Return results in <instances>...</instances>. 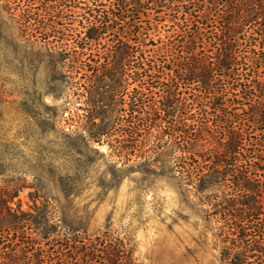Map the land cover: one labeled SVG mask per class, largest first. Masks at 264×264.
Wrapping results in <instances>:
<instances>
[{"label": "rangeland", "instance_id": "1", "mask_svg": "<svg viewBox=\"0 0 264 264\" xmlns=\"http://www.w3.org/2000/svg\"><path fill=\"white\" fill-rule=\"evenodd\" d=\"M203 5L191 12L199 20L193 22V30L176 20L171 9L158 8L136 15L134 26L104 33L92 45L82 40L83 26L92 19L88 14H76L74 27L53 43L56 47L36 41V34L25 38L10 23L0 25V187L17 191L12 200L16 214L42 220L45 210L50 217L44 222L53 236L42 243L54 261L42 264H72L65 233L96 244L124 240L138 264H231L232 256L246 246L264 245L259 236L250 240L244 236L248 226L259 228L264 204L262 214L248 221L247 206L239 203L258 193L236 189L232 182L237 173L229 164L218 173L217 184L206 189L201 185L210 178L192 171L196 161L200 165L208 161L185 152L200 144L187 143L180 131L197 110L196 99L204 100L202 87L175 79L173 97L164 91L171 77L185 75L184 57L192 47L188 37L194 31L200 37L196 51L216 49L218 8L208 15L213 23L208 21L209 28H203L207 21ZM177 8L181 15L191 5L185 2ZM254 29L259 41L264 40L262 28ZM119 38L140 42L147 55L172 69L169 76L148 80L145 85L150 89L143 93L134 91L139 84L133 77H121V82L117 71L113 77L102 76L99 66L111 65L108 57ZM237 47L238 53L247 51L264 83V42L250 46L244 40ZM219 79L217 72L212 82L217 91ZM119 83L126 85L123 94L118 92ZM170 100L172 106L163 110ZM105 123L110 132L99 135ZM255 135L262 136L254 131L252 140H257ZM250 152L260 157L261 165L264 149ZM256 178L251 180L258 182ZM32 227L26 222L21 229L36 232ZM56 228L62 234L55 238ZM251 256L246 262L264 264V254ZM0 264L41 262L21 253L17 262Z\"/></svg>", "mask_w": 264, "mask_h": 264}, {"label": "trees", "instance_id": "2", "mask_svg": "<svg viewBox=\"0 0 264 264\" xmlns=\"http://www.w3.org/2000/svg\"><path fill=\"white\" fill-rule=\"evenodd\" d=\"M185 2L191 5L190 11L180 15L181 11L177 7H181ZM200 3L204 4L205 11L202 14L207 20L203 28H209L208 21L213 23V18H209L208 15L213 8H218L220 25H217V29L220 31V37L216 49L214 52L211 49H206L205 52L196 51L200 37L198 31H194L192 36L188 37L192 47L184 57L187 60L186 73L184 76L181 74L176 78L171 77L164 91L168 97H173L177 85L175 79L184 80L189 84L196 83L202 87L204 100L196 99L197 110L189 123H184L187 120L183 121L180 131L187 143L194 146L200 144V147L187 149L185 152L198 156L205 162L208 161L205 165H200L198 161L192 164V171L203 172L205 177L210 178L209 183L204 180L202 189L216 185L218 173L229 164L231 170L237 173L232 182L233 186L239 191L258 193V196L246 197L239 202L247 206V219L251 221L252 218L262 214L261 208L264 204V157L261 158L262 163L259 165L260 161L257 158L260 157L255 154L250 155L253 149L258 151L264 149L262 137L264 136V83L258 80L256 66L253 65L254 61H251L247 51L241 50L238 53L235 49H238L237 46L244 40L250 46L264 42V40L259 41L254 35L255 27L264 31V0H0V25L10 23L9 26L17 28L25 38H28L29 34H36V41L40 39L50 46L59 41V37L63 39L67 32L72 30L76 22V14H88L92 19L88 25L83 26L82 40L92 45L99 42L104 33H120L121 27L134 26V23H137L136 15L158 8L171 9L176 20L188 23L187 26L190 24L192 26L190 30H193L194 23H198L199 20L191 12L198 11ZM241 34L246 38H241ZM121 38L116 41L115 52L108 57V63L111 65L99 66L102 76L113 77L117 71L121 82L124 80L121 77H133L139 84L134 88L138 93L150 89L145 85L148 80L169 76L172 69L166 70L163 65L147 55L140 42L130 43L131 38L125 40ZM52 46L56 47V44ZM52 46L51 48H54ZM242 57L248 61L241 62L239 58ZM217 72L221 82L220 91L212 85ZM122 85L123 83H119L118 87V92L121 94L127 89L126 85ZM196 94L199 96L198 93ZM219 96L225 101H221L222 98ZM217 97L218 100L220 99L218 102L215 100ZM211 99L216 102L211 104ZM170 102L165 103L163 110L172 106V101ZM153 105L154 103L150 104L152 108ZM141 109L143 112L142 107ZM109 127V124L105 123L98 134H108ZM254 131L262 135L259 138L255 135L257 140L251 139L254 138ZM96 141H100V138ZM248 142L250 148H247ZM253 177H257L258 182L251 180ZM16 195L17 191L14 189L0 187V240L5 236L7 238L3 242L0 241V263L3 260L17 262L21 253L28 256L32 262L40 261L42 264L46 261H54L49 249L42 243L44 239L53 236L45 224L49 222L50 217L45 210L41 211L42 220L37 217H27L25 212L16 214L12 206V200ZM230 205L233 207L235 203L232 202ZM26 222L33 225L32 229L36 232L29 233L22 230ZM259 225V228L257 225L248 226L244 236L249 237L248 240L250 236L264 239V219ZM55 232L57 234L55 238L62 234L57 228ZM65 236L68 241L67 248L71 253L67 258L72 264H138L133 257V249H127L124 240L119 238L112 239L106 244L104 242L96 244L89 239H78L73 233H65ZM20 237L26 238V241H22ZM36 237L41 242L36 243ZM254 252L264 254V245L246 246L244 252L232 256L231 264H250L246 261ZM241 257L244 260L238 262L237 259ZM58 260L64 261L62 257H58Z\"/></svg>", "mask_w": 264, "mask_h": 264}]
</instances>
